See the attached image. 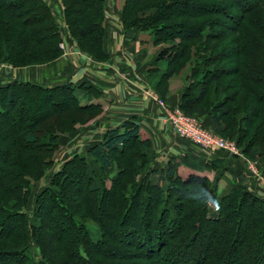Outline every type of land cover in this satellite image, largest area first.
<instances>
[{
	"label": "trees",
	"instance_id": "obj_1",
	"mask_svg": "<svg viewBox=\"0 0 264 264\" xmlns=\"http://www.w3.org/2000/svg\"><path fill=\"white\" fill-rule=\"evenodd\" d=\"M59 1L65 29L47 0H0V64L52 63L65 37L93 60L109 61L105 0ZM147 1L124 0L120 13L131 42L146 32L152 45H165L145 70L147 84L169 104L168 81L181 75L172 107L211 121L202 127L235 142L264 172V0H155L141 8ZM101 91L88 80L0 85V264H264V199L241 179L216 195L210 189L220 175L212 183L182 179L176 159L156 168L132 120L106 130L88 147L89 159L73 154L47 174L60 138L102 115L91 103ZM228 156L246 172L244 158ZM207 168L223 170L222 162Z\"/></svg>",
	"mask_w": 264,
	"mask_h": 264
},
{
	"label": "crops",
	"instance_id": "obj_2",
	"mask_svg": "<svg viewBox=\"0 0 264 264\" xmlns=\"http://www.w3.org/2000/svg\"><path fill=\"white\" fill-rule=\"evenodd\" d=\"M52 7L60 25L64 26L61 4L56 1ZM106 17L108 20H115L110 14ZM116 28L108 26L106 31L104 46L108 62L97 63L78 51L74 43L65 38L63 41L68 50L66 54H61L52 63L45 65L9 68L7 73L0 76V85L12 81H29L50 87L67 82L79 84L88 80L102 89L100 96L91 102L102 105V115L92 126L79 128L75 133L60 138L59 145L81 144L85 148L88 144L89 147L96 144L106 130L120 126L125 120H132L139 126L141 139L150 142V152L160 153V159L165 162L176 159L183 163L178 168L179 174L187 171L188 175L195 173L206 176L210 181H214L215 174L220 175L219 180L215 182L216 195L234 182L245 180L246 172L238 170L235 161H231L226 153L218 150L206 152L175 134L159 108L145 95V90L149 88L145 70L153 58L148 60L147 56H139V41L131 42ZM183 83L181 75L168 81L167 101L170 105H178ZM202 124L210 128L211 121L203 118ZM216 160L219 165L222 162L223 170L207 168Z\"/></svg>",
	"mask_w": 264,
	"mask_h": 264
},
{
	"label": "rangeland",
	"instance_id": "obj_3",
	"mask_svg": "<svg viewBox=\"0 0 264 264\" xmlns=\"http://www.w3.org/2000/svg\"><path fill=\"white\" fill-rule=\"evenodd\" d=\"M56 1H58L59 2V4H61L60 3V1L59 0H47V3H48V5L49 6H51V8H52V11H53V14H54V16L57 18V15L55 14V10H54V8L52 7V4H53V2H56ZM123 1L124 0H105V3H106V5H107V10L105 11V17L107 16V14H110L112 17H114L115 18V20H113V19H111V20H108V17H106V20H105V24H106V22H107V28H108V26H111V28L112 29H115L116 28V26H118V28H116V29H119L121 32H122V20H121V17H120V13H121V9H122V7H123ZM155 0H149V1H147V2H142V4H140V7L141 8H143L144 6H146V5H150V3H154L155 4V2H154ZM164 1H166V0H158V1H156V2H164ZM52 3V4H51ZM110 4H112V6L110 5ZM61 6H62V4H61ZM184 9L188 12V13H193V12H197L196 11V9L195 8H193V7H184ZM62 11H63V6H62ZM228 11H230V9L228 10ZM185 18H182V19H180L182 22H184V23H188V22H186L185 20H184ZM109 21H111L110 22V24H109ZM57 22H58V26L61 28V29H65V25L66 24H64V26H62V25H60V23H59V20L57 19ZM228 23H230V22H228ZM232 31H229V37L230 36H232ZM183 35H188L189 37L192 35L191 34V31H188V30H184L183 31ZM66 38V37H65ZM65 38H63L62 39V41L63 40H65ZM106 39V38H105ZM137 41H139V45H141V49H140V52H139V56H147L148 57V60H151V58H153L155 55H156V53L161 49V48H163V47H165V45L164 44H160V45H152V43H151V38L149 37V35L145 32V33H140L139 35H138V37H137V39H136ZM73 42V41H72ZM74 43V42H73ZM74 46H75V44H74ZM76 47V46H75ZM60 49V48H59ZM62 51V50H61ZM68 50H67V47H65V52H63L62 51V54H66V52H67ZM83 53V52H82ZM85 54V53H84ZM86 55V54H85ZM88 56V55H87ZM89 57V56H88ZM89 58H91V57H89ZM92 59V58H91ZM93 60V59H92ZM97 63H100L99 61H97V60H95ZM227 61V60H226ZM181 62L182 63H184L185 62V59L184 60H181ZM0 65H6L7 66V68L6 69H3V71H2V73L0 74V76L1 75H3L4 73H7V71H8V69L9 68H13L10 64L9 65H7V64H4V63H2V64H0ZM147 68V67H146ZM173 78H176V77H173ZM228 79V81L229 80H231L232 78H227ZM147 82V81H146ZM147 87H149V88H147L145 91V95L147 96V94L148 93H152V92H154V93H156V91L153 89V88H151L149 85L147 86ZM159 90H161V88H159ZM159 92H161V91H159ZM157 94V93H156ZM158 95V94H157ZM159 96V95H158ZM167 97V96H166ZM165 97V98H166ZM160 98V97H159ZM161 99V98H160ZM167 100V99H166ZM168 105H170V104H168ZM172 106V105H171ZM40 112H41V110H39ZM189 116V115H188ZM201 122V121H200ZM201 125H202V123H201ZM208 131H211V130H208ZM217 135V134H216ZM228 140V139H227ZM230 141V140H229ZM231 142H233V141H231ZM235 143V142H234ZM236 145V144H235ZM87 146H88V144H87ZM85 147V148H83L82 146H81V144H68V145H60V148L57 150V152L54 154V156H53V158H52V161H53V164H52V171H50L49 173L47 172V174L49 175L50 174V177L52 176V174H54L55 173V171H57L58 169H59V167H60V165L61 164H63L64 162H66L67 160H69V158L73 155V154H78V155H80V156H84V157H86L87 159H89L88 157H87V151H88V147ZM237 147V146H236ZM83 149V150H82ZM152 155V158H153V162L155 161V163H154V166L157 168V167H159V168H161V167H163V166H165L166 165V163L168 162H165V160H161L160 159V157H162L161 155H160V153L158 154V152L157 153H154V154H151ZM2 155H0V157H1ZM242 156V155H241ZM240 158H244V161H243V159H239V161L238 162H240V163H244V164H246V160H245V157L244 156H242V157H240ZM257 169L259 170V168L257 167ZM177 172H178V170H177ZM187 172V171H186ZM185 171L182 173V174H179V172H178V174H179V176L182 178V179H186L189 175H196L195 173H193V174H189L188 175V173H186ZM78 173L79 172H75L74 174H72V179H73V181H74V183H73V185L70 187V196L71 197H73V198H75V196H76V193L78 192L77 191V189H76V187H77V184L79 183V181H80V178H79V175H78ZM198 175V174H197ZM215 176L216 175H214V177H213V179H215ZM210 181V180H209ZM218 181V180H217ZM46 182H47V180H46V174H45V177L44 178H42L41 179V181L40 182H37V183H35L34 184V186L32 187V189H31V192H30V196H29V201H28V204H27V207H26V212L28 211V212H30L31 210H32V202H33V197H34V195L35 194H37V193H39L40 191H41V189L46 185ZM156 182H158V180H157V176H155L154 175V177H152V183H156ZM211 183L213 182V180H211L210 181ZM48 184V183H47ZM109 185V184H108ZM107 185V186H108ZM215 187H216V185H215ZM213 190V192L212 193H215L216 194V189H214V185H212V187H211V189H210V191H212ZM211 193V194H212ZM44 207H46V204H45V206ZM62 226H63V224H58V225H56L55 227L56 228H62ZM92 226V225H91Z\"/></svg>",
	"mask_w": 264,
	"mask_h": 264
},
{
	"label": "built area",
	"instance_id": "obj_4",
	"mask_svg": "<svg viewBox=\"0 0 264 264\" xmlns=\"http://www.w3.org/2000/svg\"><path fill=\"white\" fill-rule=\"evenodd\" d=\"M60 50L65 52L64 41L58 44ZM6 65H0V74ZM159 108L164 120L168 122L175 134L188 142L199 146L202 150L210 152L218 150L228 153L230 156L242 157L234 142L216 135L212 131L204 129L197 117L185 115L178 107H172L162 101L159 96L152 92L146 96ZM257 162L247 161L245 164V184L249 191L264 199V172L257 169Z\"/></svg>",
	"mask_w": 264,
	"mask_h": 264
}]
</instances>
